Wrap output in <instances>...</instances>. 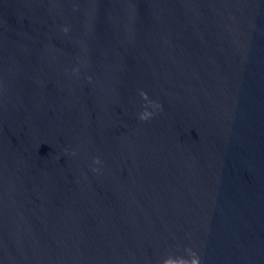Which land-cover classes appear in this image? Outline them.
I'll return each instance as SVG.
<instances>
[{
    "label": "water",
    "instance_id": "1",
    "mask_svg": "<svg viewBox=\"0 0 264 264\" xmlns=\"http://www.w3.org/2000/svg\"><path fill=\"white\" fill-rule=\"evenodd\" d=\"M189 246L264 264V0H0V264Z\"/></svg>",
    "mask_w": 264,
    "mask_h": 264
},
{
    "label": "clouds",
    "instance_id": "2",
    "mask_svg": "<svg viewBox=\"0 0 264 264\" xmlns=\"http://www.w3.org/2000/svg\"><path fill=\"white\" fill-rule=\"evenodd\" d=\"M67 31V29H65ZM141 95L145 101L144 110L139 114V118L141 120L150 119L155 113L151 110V108H161L162 105L155 100L149 98V95L146 91H141ZM97 161L99 158H96ZM163 264H202V258L197 250L192 247H186L184 250V254H169L163 259Z\"/></svg>",
    "mask_w": 264,
    "mask_h": 264
}]
</instances>
